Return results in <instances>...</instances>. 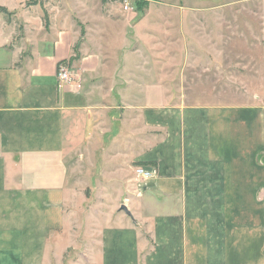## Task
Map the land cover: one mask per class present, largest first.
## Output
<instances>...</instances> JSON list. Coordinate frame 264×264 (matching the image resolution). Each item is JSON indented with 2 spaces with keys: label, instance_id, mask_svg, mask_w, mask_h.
I'll return each instance as SVG.
<instances>
[{
  "label": "crops",
  "instance_id": "1",
  "mask_svg": "<svg viewBox=\"0 0 264 264\" xmlns=\"http://www.w3.org/2000/svg\"><path fill=\"white\" fill-rule=\"evenodd\" d=\"M30 11L21 14L33 19ZM108 15L122 23L95 16L86 43L79 21L62 12L22 54L0 12V264H264V27L129 32L102 24ZM182 42L199 102L176 103L161 79L160 67H177ZM226 50L238 60L226 62ZM63 62L74 80L60 86ZM76 156L106 180L98 191L106 223L99 234L89 226L82 248L66 244ZM141 165L159 173L140 192ZM117 187L126 197L114 208L103 195Z\"/></svg>",
  "mask_w": 264,
  "mask_h": 264
},
{
  "label": "rangeland",
  "instance_id": "2",
  "mask_svg": "<svg viewBox=\"0 0 264 264\" xmlns=\"http://www.w3.org/2000/svg\"><path fill=\"white\" fill-rule=\"evenodd\" d=\"M46 6H43L41 2ZM70 1V2H69ZM133 5V10H125V0H83L85 4H80V12L74 8V0H17V4L10 3V7L0 5V12H5L6 17H10L11 32L13 36L11 37L10 43H13L16 47H21L22 54L30 50V48L38 41L40 32L45 31L46 24L55 20L62 12H65L70 17H73L79 21L78 25L84 31L83 36L88 42L90 27H94V23L97 21L95 16L101 15L103 13L112 14L115 17H120L122 20L121 24H116L109 22L112 16L108 15L102 24L106 23L108 28L120 27L127 28L129 32L133 29H147L149 27H172L180 28L184 31L186 23H193V25H199L200 23H205L206 27L216 28L224 27L226 30H232L231 28H239L241 33L248 32L249 28L258 29L260 26L264 27V0H127ZM68 2V3H67ZM139 3V7L143 5L144 9H137L136 3ZM15 10L13 13L9 14V9ZM31 9L30 13L32 17L23 16L22 10ZM202 13L204 12L205 15ZM190 12H197L196 15H188ZM219 13V18H216V14ZM76 15V16H75ZM79 16V17H77ZM203 16V17H201ZM111 17V18H110ZM14 21V22H13ZM181 31V32H183ZM249 35H244L242 38L248 37ZM167 37V36H165ZM180 39L183 40V34H180ZM226 41H231V39L226 38ZM242 40H240L241 42ZM243 43H240L242 45ZM246 45V43H244ZM165 44L164 49L158 54L164 59V64L169 62V47ZM182 44L178 45L177 51V67H160L164 73L162 80H165V84L172 88H175L178 98L175 99L176 103H192L199 102L202 100H196V98L191 97V91L194 92L200 88V80L197 78L198 83L196 84L192 77L186 72H190L188 68L184 67V48ZM243 48V45H242ZM249 51V50H248ZM149 52V50H147ZM247 50L242 51L241 61H247ZM153 52H151V55ZM172 54V52H171ZM222 58L227 61L232 59L238 60V54L236 51L226 50L221 53ZM250 58V56H249ZM247 65V63H246ZM232 66L226 65L225 70H231ZM244 70H247L245 68ZM173 72V73H172ZM170 73L174 74L173 81L170 78ZM171 74V75H172ZM169 75V76H168ZM208 80V79H207ZM171 81V82H170ZM209 81V80H208ZM210 87L212 83L208 82ZM207 84H203L205 86ZM227 86L226 84H224ZM198 95V94H197ZM186 96V97H185ZM232 99V98H231ZM231 99H225L224 101H232ZM204 101V100H203ZM205 101H217L213 98L205 99ZM77 160V156L75 157ZM77 168L75 171L72 170L71 176H74L72 186L75 187L77 195L72 197L67 205V210L69 215L72 217V226L70 228L71 241L67 242L68 246L80 245L82 248L84 246L83 241L85 238L90 236L89 226H95V234H99V229L105 225L106 220L100 218L103 214L100 212L99 205V195L98 191L102 189L101 184L106 182L102 178H92V173L94 168L87 161L77 163ZM92 187V192L87 191ZM115 188V187H113ZM107 189V188H106ZM104 189L103 191H105ZM102 191V192H103ZM106 194V193H105ZM103 195V198L107 202H112L113 207L119 205L124 199V195L119 192V187L117 189H111L107 194L110 196ZM104 208L108 209L107 205H103ZM112 207H110L111 209ZM109 210V209H108ZM95 215V217H93ZM94 221V222H92ZM91 223V224H90ZM99 226V228H98ZM69 233V231H68ZM76 238L77 243L73 241Z\"/></svg>",
  "mask_w": 264,
  "mask_h": 264
},
{
  "label": "built area",
  "instance_id": "3",
  "mask_svg": "<svg viewBox=\"0 0 264 264\" xmlns=\"http://www.w3.org/2000/svg\"><path fill=\"white\" fill-rule=\"evenodd\" d=\"M125 10H133V5L127 0H125L124 5ZM58 81L59 85L62 86L65 83H70L74 80L73 74L71 69L67 64L59 63L58 65ZM81 85L78 84V87ZM158 168L156 166H145L141 165L136 167L135 175H136V183L139 188V191L141 192V187L148 181L153 180L158 175Z\"/></svg>",
  "mask_w": 264,
  "mask_h": 264
},
{
  "label": "water",
  "instance_id": "4",
  "mask_svg": "<svg viewBox=\"0 0 264 264\" xmlns=\"http://www.w3.org/2000/svg\"><path fill=\"white\" fill-rule=\"evenodd\" d=\"M120 209L125 211L127 214L132 215L131 211L129 210L126 204H122Z\"/></svg>",
  "mask_w": 264,
  "mask_h": 264
},
{
  "label": "trees",
  "instance_id": "5",
  "mask_svg": "<svg viewBox=\"0 0 264 264\" xmlns=\"http://www.w3.org/2000/svg\"><path fill=\"white\" fill-rule=\"evenodd\" d=\"M139 5H140V4L137 2V3H136V7H137V9L142 10V9L145 8V7H143V5H141V7H139ZM77 47H78V46H77ZM77 47H76L75 50L78 52V48H77ZM77 57H78V56H76V57H72V60L77 59Z\"/></svg>",
  "mask_w": 264,
  "mask_h": 264
}]
</instances>
